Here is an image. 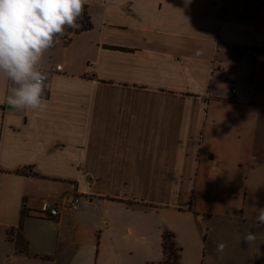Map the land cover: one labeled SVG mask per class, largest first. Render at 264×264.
<instances>
[{
	"label": "crops",
	"instance_id": "crops-1",
	"mask_svg": "<svg viewBox=\"0 0 264 264\" xmlns=\"http://www.w3.org/2000/svg\"><path fill=\"white\" fill-rule=\"evenodd\" d=\"M86 14L43 54L62 67L43 110L11 109L0 76V264H164V232L175 264H264V0H89ZM75 195V213L41 216Z\"/></svg>",
	"mask_w": 264,
	"mask_h": 264
},
{
	"label": "clouds",
	"instance_id": "clouds-1",
	"mask_svg": "<svg viewBox=\"0 0 264 264\" xmlns=\"http://www.w3.org/2000/svg\"><path fill=\"white\" fill-rule=\"evenodd\" d=\"M89 0H0V76L10 82L6 102L14 110H43V93L48 79L40 66L43 54L54 47L65 28L77 27ZM196 55H201L198 50ZM258 222L264 225V208ZM249 244L256 234L249 231ZM226 245L220 243L217 253Z\"/></svg>",
	"mask_w": 264,
	"mask_h": 264
},
{
	"label": "built area",
	"instance_id": "built-area-1",
	"mask_svg": "<svg viewBox=\"0 0 264 264\" xmlns=\"http://www.w3.org/2000/svg\"><path fill=\"white\" fill-rule=\"evenodd\" d=\"M245 53L251 55L253 52L251 48H246ZM45 71L47 72V75L59 74L62 72V67L61 65H54V66H50ZM231 95L234 99L241 100V96L237 95L234 89H231ZM65 208L71 213H75L77 211L78 209L77 195H75L69 201H63V200L42 201L39 211L43 218H51L54 221H57L60 216V210Z\"/></svg>",
	"mask_w": 264,
	"mask_h": 264
},
{
	"label": "trees",
	"instance_id": "trees-1",
	"mask_svg": "<svg viewBox=\"0 0 264 264\" xmlns=\"http://www.w3.org/2000/svg\"><path fill=\"white\" fill-rule=\"evenodd\" d=\"M77 27L78 29L75 32L84 31L87 30L89 26L88 17L86 14V6L83 13L82 18H80L77 21ZM172 235L168 232H164L162 234L161 240H162V251L163 255L165 256V262L164 264H175V252L174 245L172 243ZM19 240L16 239V243L18 245Z\"/></svg>",
	"mask_w": 264,
	"mask_h": 264
},
{
	"label": "rangeland",
	"instance_id": "rangeland-1",
	"mask_svg": "<svg viewBox=\"0 0 264 264\" xmlns=\"http://www.w3.org/2000/svg\"><path fill=\"white\" fill-rule=\"evenodd\" d=\"M226 63H229V62H226ZM262 73L263 72L261 70L260 72L257 73L256 81L253 87V91L255 93L254 97H256L257 100H260L261 102L260 104H262V107H259L260 114H264V76L261 77ZM257 122L259 123V126H264V117L260 116ZM258 252L264 253V237H263V242L258 246Z\"/></svg>",
	"mask_w": 264,
	"mask_h": 264
}]
</instances>
